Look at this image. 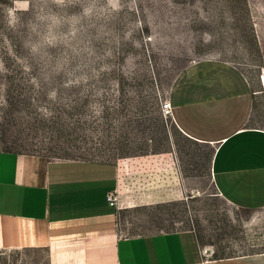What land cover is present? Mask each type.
Returning <instances> with one entry per match:
<instances>
[{
	"label": "rangeland",
	"instance_id": "obj_1",
	"mask_svg": "<svg viewBox=\"0 0 264 264\" xmlns=\"http://www.w3.org/2000/svg\"><path fill=\"white\" fill-rule=\"evenodd\" d=\"M200 60L251 81L264 128V0H0V151L111 163L122 235L191 229L207 264H264V208L219 197L202 161L197 192L151 193L152 154L161 163L178 140L159 102Z\"/></svg>",
	"mask_w": 264,
	"mask_h": 264
},
{
	"label": "crops",
	"instance_id": "obj_2",
	"mask_svg": "<svg viewBox=\"0 0 264 264\" xmlns=\"http://www.w3.org/2000/svg\"><path fill=\"white\" fill-rule=\"evenodd\" d=\"M256 96L231 64L187 66L166 96L178 140L169 139L161 163L152 154V195L169 202L172 195L197 192L190 179L205 177L202 161L219 197L244 210L264 208V128L254 123ZM178 142L198 153L183 154ZM117 188L111 163L0 151V264L12 252L24 264H207L191 229L122 235L120 208L106 201L111 192L117 201Z\"/></svg>",
	"mask_w": 264,
	"mask_h": 264
},
{
	"label": "built area",
	"instance_id": "obj_3",
	"mask_svg": "<svg viewBox=\"0 0 264 264\" xmlns=\"http://www.w3.org/2000/svg\"><path fill=\"white\" fill-rule=\"evenodd\" d=\"M170 103L165 99L159 102L160 115L165 120H172V111ZM106 201L110 206L116 204L115 193L111 192L106 195Z\"/></svg>",
	"mask_w": 264,
	"mask_h": 264
},
{
	"label": "bare ground",
	"instance_id": "obj_4",
	"mask_svg": "<svg viewBox=\"0 0 264 264\" xmlns=\"http://www.w3.org/2000/svg\"><path fill=\"white\" fill-rule=\"evenodd\" d=\"M263 87H264V73H263Z\"/></svg>",
	"mask_w": 264,
	"mask_h": 264
},
{
	"label": "clouds",
	"instance_id": "obj_5",
	"mask_svg": "<svg viewBox=\"0 0 264 264\" xmlns=\"http://www.w3.org/2000/svg\"><path fill=\"white\" fill-rule=\"evenodd\" d=\"M9 11H11V10H9Z\"/></svg>",
	"mask_w": 264,
	"mask_h": 264
}]
</instances>
